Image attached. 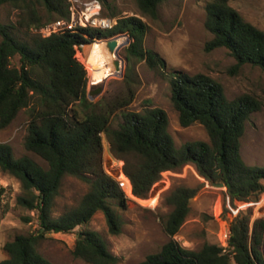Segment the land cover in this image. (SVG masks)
<instances>
[{
	"label": "trees",
	"instance_id": "1",
	"mask_svg": "<svg viewBox=\"0 0 264 264\" xmlns=\"http://www.w3.org/2000/svg\"><path fill=\"white\" fill-rule=\"evenodd\" d=\"M135 1L139 15H118L110 29L79 27L42 36L33 28L66 18L67 0H0V6L10 4L22 11L16 26L0 22V129L27 110L24 147L46 162L44 167L28 155L16 157L9 143L0 142V170L19 180L22 193L17 204L35 210L38 221L34 232L17 234L3 244L5 257L0 264H53L38 250L39 242L48 233H69L85 225L97 211L103 213L110 233L120 232L114 206L124 209L127 197L102 168V135L111 154L122 162L126 190L131 189L135 197L146 198L163 172L185 164H193L205 181L223 183L224 199L230 204L257 201L264 192V165L246 164L240 149L245 123L260 109L261 101L250 93L228 99L223 85L205 73L167 71L164 59L144 48L148 25L141 17L156 19L165 0ZM230 1L206 2L204 27L211 38L204 50L226 49L235 60L229 68L232 73L246 64L264 70V31L245 20ZM107 15L117 16L115 12ZM17 28L23 30V37L15 33ZM119 34L129 37L123 77L127 92L103 104L93 102L88 99L87 71L76 49ZM140 60L168 77L179 124H201L208 141L189 140L177 146L163 108L146 104L141 110L128 109L134 98L131 69ZM116 111L121 122L113 128L110 119ZM66 174L80 178L89 188L76 206L53 216L55 197ZM198 190L199 186L184 185L171 189L165 197L171 210L163 222L169 239L137 264H264V219L254 220L251 227L248 209L228 215L225 202L221 216L228 222L226 246L206 242L193 250L174 239ZM4 191L0 185V199ZM80 233L72 249L74 257L90 264L120 260L98 232Z\"/></svg>",
	"mask_w": 264,
	"mask_h": 264
},
{
	"label": "rangeland",
	"instance_id": "2",
	"mask_svg": "<svg viewBox=\"0 0 264 264\" xmlns=\"http://www.w3.org/2000/svg\"><path fill=\"white\" fill-rule=\"evenodd\" d=\"M209 0H165L158 7V17L152 19L141 16L147 23L148 30L144 38V48L156 51L165 61L167 71H183L189 74L205 73L219 81L225 95L232 99L243 93H250L261 101L259 110L253 112L245 123L244 134L241 138V155L246 164L264 165V70L244 65L238 73H232L229 68L234 64V58L224 48L210 52L204 50V44L211 34L204 27V6ZM103 13L115 12L118 15H139L135 0H100ZM243 18L264 31V0H231ZM39 10H42L39 7ZM22 11L10 4L0 6V22L16 26ZM110 16V15H109ZM36 28H33L35 31ZM15 33L24 36L23 30L15 29ZM95 43V42H93ZM83 45L76 49V57L87 71V93L103 86L100 94H91L93 102L105 103L116 96L127 92L123 77L126 71L127 59L125 48L118 51L123 62L121 76L111 75L99 81H91L88 54L93 44ZM18 57L13 58L17 63ZM131 87L134 98L127 106L130 110H141L146 104L163 108L169 118L168 130L177 146L189 140L208 141L205 128L194 123L182 127L178 115L170 99L168 77L152 70L145 60L134 61L131 69ZM27 110H21L9 126L0 129V142L10 144L16 157L28 155L40 165L46 167V162L24 147L27 133ZM121 122L120 111L112 114L110 126L115 128ZM101 165L103 170L114 178L126 177L122 170V162L114 157L109 144L102 135ZM0 185L5 191L0 199V260L5 257L3 244L17 234L34 232L38 228L37 212L28 210L17 204V196L21 184L14 176L0 170ZM199 186L198 193L190 202V211L180 230L174 235L182 246L198 250L208 243H218L226 246L228 239L227 220L222 215L225 202L224 186L209 183L201 177L193 164L168 170L150 189L146 198L135 197L123 188L127 205L124 209L114 206L121 221L120 232L112 234L101 211H97L83 226L76 227L69 233H48L39 242L38 250L53 264H90L72 254L75 240L84 230H94L105 240L108 249L120 260L116 264H137L146 255L157 252L169 239L163 228V222L171 210L165 197L176 186ZM89 186L80 178L66 174L63 176L59 192L53 205V216L76 206ZM260 194L257 201H237L226 204L230 213L235 215L239 210H249L251 213L250 226L254 220L264 219V203ZM155 198V199H154ZM263 210V211H262ZM25 218H29L26 221ZM264 255V242L262 247Z\"/></svg>",
	"mask_w": 264,
	"mask_h": 264
},
{
	"label": "built area",
	"instance_id": "3",
	"mask_svg": "<svg viewBox=\"0 0 264 264\" xmlns=\"http://www.w3.org/2000/svg\"><path fill=\"white\" fill-rule=\"evenodd\" d=\"M67 2L68 16L66 18L48 21L39 28H36L35 31L42 36H49L53 33L79 27L106 30L112 28L117 23L119 16L105 15L100 0H67ZM114 179L122 189L125 187L124 182L126 177Z\"/></svg>",
	"mask_w": 264,
	"mask_h": 264
},
{
	"label": "bare ground",
	"instance_id": "4",
	"mask_svg": "<svg viewBox=\"0 0 264 264\" xmlns=\"http://www.w3.org/2000/svg\"><path fill=\"white\" fill-rule=\"evenodd\" d=\"M117 41L121 42L122 37H118ZM114 58V53L107 49L105 41L98 40L91 45L88 54V64L91 69L90 78L92 82L105 79L115 74V69L112 64V60ZM124 186L127 188L126 180L124 182ZM261 202L264 203V196L261 199Z\"/></svg>",
	"mask_w": 264,
	"mask_h": 264
},
{
	"label": "water",
	"instance_id": "5",
	"mask_svg": "<svg viewBox=\"0 0 264 264\" xmlns=\"http://www.w3.org/2000/svg\"><path fill=\"white\" fill-rule=\"evenodd\" d=\"M118 37H122V41L121 42H118L117 41V38ZM100 40H103L106 42V47L107 49L114 53L115 55V58L112 60V64L114 66V69H115V74L114 76H121L122 75V72H123V62L122 60L119 58V55H118V51L121 47L127 45L129 43V37L126 35V34H119V35H116V36H113V37H109V38H103V39H100ZM103 90V86H98L96 89L90 91L87 93L88 95V99L89 100H92V97H91V94L94 93L96 95L100 94ZM218 186H224L223 183H214ZM81 236V234L79 235V237Z\"/></svg>",
	"mask_w": 264,
	"mask_h": 264
}]
</instances>
